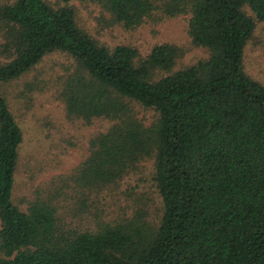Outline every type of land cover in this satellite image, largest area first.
<instances>
[{
    "label": "trees",
    "instance_id": "obj_1",
    "mask_svg": "<svg viewBox=\"0 0 264 264\" xmlns=\"http://www.w3.org/2000/svg\"><path fill=\"white\" fill-rule=\"evenodd\" d=\"M70 1L0 0V264H264V84L243 68L264 0H88L102 26L125 30L188 13L205 56L177 68L174 44L141 54L98 41ZM52 52L70 60L53 80L65 117L108 120L57 179L83 200L151 159L155 221L133 209L80 229L60 223L48 193L34 191L24 209L13 201L21 130L4 88ZM137 106L152 110L148 123Z\"/></svg>",
    "mask_w": 264,
    "mask_h": 264
},
{
    "label": "rangeland",
    "instance_id": "obj_2",
    "mask_svg": "<svg viewBox=\"0 0 264 264\" xmlns=\"http://www.w3.org/2000/svg\"><path fill=\"white\" fill-rule=\"evenodd\" d=\"M70 4L75 9L77 23L107 45L130 44L145 54L152 44H174L181 49L174 68L205 56V49L194 45L187 34L188 13L163 16L154 22L148 20L125 30L119 25L102 26L98 20L99 8L88 0H71ZM69 64L66 55L52 52L26 75L5 85L7 103L21 130L13 201L24 209L23 200L32 198L34 191H40L42 195L48 193L47 196H52L57 205L60 223L80 229H93L97 217L109 220L129 214L133 209L144 211L148 221H155L160 214L161 202L152 180L151 159L139 161L115 186L110 185L98 195L92 193L83 200L70 183L57 179L58 175H66L86 155L88 138L108 124L105 118L84 123L65 117L62 103L54 94L53 80ZM243 68L264 84V24L261 21L255 22L244 47ZM31 78L40 85L24 88L22 81ZM136 111L145 123L153 118L151 109L137 106ZM54 177L56 182L52 181Z\"/></svg>",
    "mask_w": 264,
    "mask_h": 264
}]
</instances>
